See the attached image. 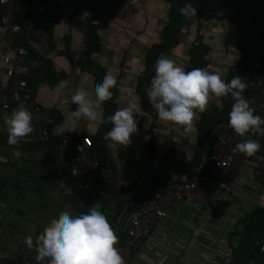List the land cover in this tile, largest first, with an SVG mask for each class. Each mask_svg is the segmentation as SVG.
<instances>
[{"label":"crops","instance_id":"0c3cea01","mask_svg":"<svg viewBox=\"0 0 264 264\" xmlns=\"http://www.w3.org/2000/svg\"><path fill=\"white\" fill-rule=\"evenodd\" d=\"M104 2L110 6V15L90 27L87 21L96 19L90 9L94 5L92 0H54L55 26L49 35L54 51L39 59L31 55L36 54L35 42L27 40L32 52L19 69V75L26 83L24 94L31 106H38L57 118V123L48 129L47 140L34 127L27 137L8 145L4 121L15 109L11 105L4 108L11 82L4 77L0 64V264H17L20 250L28 249L24 238L33 235L35 239L62 212L56 189L60 140L71 144L82 137L93 139L102 129L98 122L74 118L71 113L77 105L65 100V86L58 87L67 76L70 56L81 30L95 46L87 57L90 63L78 66L72 95L84 89L96 106L93 72L98 67L104 76L112 74L117 78L115 90L119 103H115V111L134 105V118L139 120L138 133L131 136L130 145L110 140L104 144L103 151L111 167L94 163L97 176L85 201L87 213L92 207L102 212L121 244L126 213L131 210L120 217L124 206L140 204L161 183L184 181L202 171V146L206 138L200 139L198 127L202 117L219 114L217 99L210 98L205 112L197 110L194 122L197 131L187 134L181 126L161 121L145 92L149 108L143 109L135 92L146 51L158 42V34L166 24L167 4L163 0H102L100 7ZM187 4L195 7L197 14L187 18L178 42L166 53L167 57L186 71L191 66L190 48L200 42L207 48L205 68L219 73L225 80L227 72L243 56L225 44L229 16L226 2L188 0ZM258 48V52L264 53L263 44ZM9 54L7 32L0 25V63ZM253 63V59L249 60L247 70H252ZM245 98L255 109L254 114L264 118V87ZM98 110H102V105ZM215 127L219 129L211 142L219 130L229 132L241 142L242 137L228 124ZM254 138L264 145V137ZM85 154L90 157L88 150ZM256 154L264 156V148ZM113 201L121 207L108 216L105 209ZM261 245H264V185L253 176V165L248 160L236 158L214 183L211 200L181 201L167 208L164 218L135 244L126 264H264V251L259 252Z\"/></svg>","mask_w":264,"mask_h":264},{"label":"clouds","instance_id":"9594fccd","mask_svg":"<svg viewBox=\"0 0 264 264\" xmlns=\"http://www.w3.org/2000/svg\"><path fill=\"white\" fill-rule=\"evenodd\" d=\"M179 11L186 18L197 14L196 8L191 4H185ZM117 85L116 76L105 74L102 82L95 87V107L86 90H77L71 96L72 103L77 105L71 115L77 120L111 123L113 126L105 133L104 139L128 146L131 144V136L138 133L139 120L134 118L135 106L119 108L107 117V121L103 119L102 110H98L104 102L113 100L111 90ZM64 86L63 81L58 84L60 88ZM247 87L240 76L226 82L217 72H210L207 68L185 71L174 60L162 56L155 62V75L147 87V95L161 121L181 126L187 134L197 131L194 123L197 110L205 112L211 97L217 99V107L222 109L220 98L230 95L234 103L228 113V126L242 137L233 151L253 157L264 148L260 139L254 138L264 137V118L254 114L255 109L244 97ZM113 102L118 104L119 100ZM32 119L31 111L23 104L18 105L4 121L8 145H15L19 139L34 131ZM23 243L28 249L35 250L37 264H125L117 247L119 237L115 229L95 207L89 213L79 215L62 211L58 218L50 220L35 239L33 235H28Z\"/></svg>","mask_w":264,"mask_h":264},{"label":"built area","instance_id":"2783aa9c","mask_svg":"<svg viewBox=\"0 0 264 264\" xmlns=\"http://www.w3.org/2000/svg\"><path fill=\"white\" fill-rule=\"evenodd\" d=\"M134 2V0H130ZM104 8L102 3L101 10ZM17 12L16 0H0V25L7 32V44L9 47V56H3L1 66L4 77L10 80V87L7 89V99L4 105L12 106L14 109L23 104L32 113V125L37 129L44 140L48 138V129L54 122L49 113L35 105L31 106L27 96L24 94L26 83L21 80L19 69L22 67L28 51L24 47L13 44L14 37L21 32V28L14 23L15 13ZM54 0H41L34 8L32 19L26 26V30L32 33L36 45V56L39 59L44 58L54 50L49 43L51 29L55 26ZM100 13L96 19L91 20L88 25L96 26L99 22ZM255 40L264 43V18L258 24L253 34ZM85 36L80 32V38L76 47L72 50L70 56V68L65 82V100L71 101L72 92L76 85V75L79 63L82 61L84 51ZM166 56V53L159 54L158 58ZM154 62V67H155ZM259 67L258 60H255L252 70ZM240 69V68H239ZM252 70L243 73V78H247ZM145 86V97L147 87ZM152 115V113L150 112ZM219 128H217L218 130ZM211 150L205 156L201 167L202 171L197 176L180 182L161 183L158 189L149 199H144L133 210L126 213L125 223L122 228L123 241L118 244L125 264L129 259L131 249L140 240L145 238L150 232L152 226L164 218L165 211L173 204L181 201H191L195 203H204L213 197V185L228 170L236 158L248 160L253 165V176L264 185V156L256 154L253 157H246L241 153L233 151L236 144L239 143L227 131H218L212 140ZM91 147V140L88 137H82L79 142L69 144L67 140L62 139L58 144L59 168L57 170L56 189L58 191L61 210L68 211L72 215H79L78 209L85 206L88 194L91 193L95 183L97 171L94 162L85 154V150ZM89 169L75 193H72L68 185V179H76L80 175V168ZM116 210V202L113 201L106 206L105 213L113 216ZM264 245L259 247V252ZM37 253L30 249H22L18 254L17 264H37L35 256Z\"/></svg>","mask_w":264,"mask_h":264},{"label":"trees","instance_id":"16d2710c","mask_svg":"<svg viewBox=\"0 0 264 264\" xmlns=\"http://www.w3.org/2000/svg\"><path fill=\"white\" fill-rule=\"evenodd\" d=\"M92 1L94 5L90 9L93 13V18H96L97 14L100 13L101 15L99 20L101 21L102 17H107V15H110L108 13V11H110V6L109 4H107V2L103 3L104 8L101 10L100 5L102 0ZM163 1L167 4L166 24L158 34V42L156 44L151 45L146 51V54L143 59L142 71L137 76L135 82V92L140 99L142 108L145 110L149 108L148 102L144 99L145 86L150 83L152 77L155 75V59L159 54L167 53L178 42V35L180 34V31L187 20L185 16L180 14L179 10L180 8L184 7L185 4L188 3V0ZM225 2L229 10V16L226 19V31L224 35L225 44L233 47L235 50H237L243 55L242 58H240V60L238 61V63L232 66L231 70L227 72L225 81L230 82L231 79L235 76H240L242 79H244V82L248 85L243 94L244 97H246L255 89H260L264 87V81L258 86L250 85L259 83L264 74V53L258 52V46L262 44L264 45V43L253 38V34L257 29L258 22L262 18H264V0L258 1V9L254 17L251 19H249V17L253 13L256 0H225ZM38 3L39 0H16L17 12L15 13L14 23L21 28V32L14 37L13 44L15 46L24 47L28 51V54H30L32 50L30 49L27 40L29 39L34 41V38L32 36V33L26 30V26L32 19L33 10ZM236 19L237 21L234 25L233 23ZM90 21L91 20H88L87 23H89ZM234 27L236 28V30L234 29ZM238 34H240V38L238 37ZM84 36V51L82 54V61L79 63V67L83 66L84 64L90 63L87 60V57L92 53L93 48L95 46L93 43H89V37L86 32ZM206 53L207 48L200 42H197L194 46H192L189 51V61L191 66L186 71H191L193 68H205ZM31 55L33 56L36 54L33 53ZM254 57H256V59ZM252 59L253 61L258 60L259 67L255 70H252L247 78H243V73L248 69V62ZM93 75V85L94 87H96V85L102 82L103 80V70L97 67L96 72H93ZM111 91L113 92V100H116L117 95L115 88ZM113 100L106 101L102 104L103 119L105 121H107L108 116L113 115L115 113V103L113 102ZM221 104L223 105V108L220 110L219 114L213 117L204 116L200 119L198 129L200 130L201 140H204L215 126L219 124H228V113L230 112L232 105L231 96L229 95L228 97H223L221 99ZM49 115L51 116V118H53V122L57 123V118H54V114L49 113ZM112 126L113 125L111 123L102 124V129L100 130V132L93 139L90 138L91 147L88 149V154L90 155L92 161L95 163L96 166L104 168L111 167V164L103 151V147L104 144L107 142L104 139V135L106 132L111 130ZM211 145L212 143H210L209 145L206 156L211 150ZM87 173H89V170L81 169L80 175L76 179H68V185L71 188L72 193L76 192L78 185L81 183ZM149 198L150 196L148 195L146 199ZM138 204L139 202L132 204L130 207L126 208V212L130 209L132 210V208H135ZM120 207V204L116 202V210L114 211V213L117 212V210L119 211ZM86 209L87 208L85 206L79 208V214H87ZM133 248L130 251L129 258L133 253Z\"/></svg>","mask_w":264,"mask_h":264},{"label":"water","instance_id":"95a60500","mask_svg":"<svg viewBox=\"0 0 264 264\" xmlns=\"http://www.w3.org/2000/svg\"><path fill=\"white\" fill-rule=\"evenodd\" d=\"M258 1H259V0H256V2H255V6H254V9H253V13H252V15L249 17V19L253 18L254 15L256 14V11H257V9H258ZM236 21H237V19L234 20V23H233L234 25H235ZM234 29L236 30L235 27H234ZM238 37L240 38V34H238ZM263 81H264V74H263V77H262V79H261V81H260L259 83H257V84H250V85H251V86H252V85H253V86H257V85L261 84ZM216 130H217L216 127L213 128V129L211 130V132L208 134V136L206 137V139L204 140V142H203V146H202V156H201V158H202V162H203V160H204V158H205V156H206V153H207L208 148H209V144H210L211 139H212L214 133L216 132ZM126 208H127V207L124 206V207L121 209V211H120V213H119V216H120V217H122V215L125 213Z\"/></svg>","mask_w":264,"mask_h":264},{"label":"rangeland","instance_id":"374dc122","mask_svg":"<svg viewBox=\"0 0 264 264\" xmlns=\"http://www.w3.org/2000/svg\"><path fill=\"white\" fill-rule=\"evenodd\" d=\"M127 263V262H126Z\"/></svg>","mask_w":264,"mask_h":264}]
</instances>
